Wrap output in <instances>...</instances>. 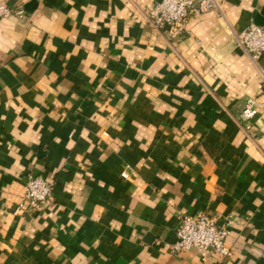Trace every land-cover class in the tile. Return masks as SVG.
I'll return each instance as SVG.
<instances>
[{"label":"crops","instance_id":"0c3cea01","mask_svg":"<svg viewBox=\"0 0 264 264\" xmlns=\"http://www.w3.org/2000/svg\"><path fill=\"white\" fill-rule=\"evenodd\" d=\"M2 1L0 264H264V53L235 38L264 0L175 38L158 0ZM29 174L53 190L24 211ZM199 211L232 219L229 256L169 249Z\"/></svg>","mask_w":264,"mask_h":264},{"label":"built area","instance_id":"2783aa9c","mask_svg":"<svg viewBox=\"0 0 264 264\" xmlns=\"http://www.w3.org/2000/svg\"><path fill=\"white\" fill-rule=\"evenodd\" d=\"M218 8L215 0H158L148 13L149 22L158 28L167 27V36H181L185 23L190 16L203 14ZM13 14L12 10L0 0V20ZM237 44L252 60H257L264 53V26L250 24L235 35ZM255 114V100L247 99L241 109L240 117L249 120ZM124 176V175H123ZM53 184L40 175L29 174L24 183L26 203L20 210L39 209L50 197ZM218 218L199 211L183 214L179 217L175 230L176 241L169 246L174 252L194 249L202 258L209 255L229 256L230 249L225 244L228 228L232 219L223 218L217 225Z\"/></svg>","mask_w":264,"mask_h":264},{"label":"water","instance_id":"95a60500","mask_svg":"<svg viewBox=\"0 0 264 264\" xmlns=\"http://www.w3.org/2000/svg\"><path fill=\"white\" fill-rule=\"evenodd\" d=\"M254 25H257V26H264V21L261 20V19L258 18V17H255V18H254Z\"/></svg>","mask_w":264,"mask_h":264}]
</instances>
